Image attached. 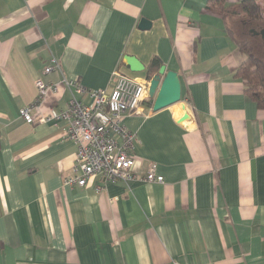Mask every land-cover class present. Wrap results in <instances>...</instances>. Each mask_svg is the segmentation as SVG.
I'll return each mask as SVG.
<instances>
[{"label":"crops","instance_id":"crops-1","mask_svg":"<svg viewBox=\"0 0 264 264\" xmlns=\"http://www.w3.org/2000/svg\"><path fill=\"white\" fill-rule=\"evenodd\" d=\"M209 2L0 0V264H264V110L235 76L246 60L236 19ZM52 58L60 69L44 75ZM154 58L179 74L194 109L178 123L182 103L155 112L149 99L122 123L138 166L164 183L68 184L77 146L65 123H28L21 109L66 110L65 81L90 104L116 72L147 79ZM39 79L57 91L40 99Z\"/></svg>","mask_w":264,"mask_h":264},{"label":"built area","instance_id":"built-area-1","mask_svg":"<svg viewBox=\"0 0 264 264\" xmlns=\"http://www.w3.org/2000/svg\"><path fill=\"white\" fill-rule=\"evenodd\" d=\"M57 69H60L59 62L52 58L51 65L44 69L43 74L48 75ZM115 76L112 92H90V104H84L76 98V93L84 91L77 82L65 81L71 91L66 110L52 108L46 116L37 118L33 114L36 107L28 106L21 109V116L32 124L36 121L65 123L63 132L66 138L77 146L74 167L76 176L67 179L68 184L84 187L91 177L97 176L111 184L135 181L163 184L164 178L156 173L154 166L145 169L138 166L133 154L136 135L128 132L122 123L126 116L143 113V107L150 99V81L132 78L120 72H116ZM36 87L40 99L49 92L57 91L56 87L47 86L42 79L36 81ZM182 104L187 110L194 109L189 97L184 96Z\"/></svg>","mask_w":264,"mask_h":264},{"label":"trees","instance_id":"trees-1","mask_svg":"<svg viewBox=\"0 0 264 264\" xmlns=\"http://www.w3.org/2000/svg\"><path fill=\"white\" fill-rule=\"evenodd\" d=\"M261 1L264 2V0H248L238 5L227 6L226 0H210L208 9L221 13L224 18L241 20L240 29L242 24L251 25L253 28L254 23L264 24V5L260 3ZM260 30L263 29H255L257 32ZM230 34L235 35L231 26ZM242 35L246 37L245 47L242 48L239 42L238 46L246 55V60L238 68L235 76L244 81L245 94L257 104L259 109L264 110V57L261 55V52L264 53V42L256 43L254 34L250 32ZM161 66L163 65L160 59L154 58L147 69V80L156 75Z\"/></svg>","mask_w":264,"mask_h":264},{"label":"water","instance_id":"water-1","mask_svg":"<svg viewBox=\"0 0 264 264\" xmlns=\"http://www.w3.org/2000/svg\"><path fill=\"white\" fill-rule=\"evenodd\" d=\"M151 26V22L146 19H142L139 25L141 29H150ZM259 34L264 38V29ZM125 62L132 73L146 72V66L135 57L126 56ZM149 81V98L153 102V110L155 112L182 103L183 89L181 79L177 72L167 71L166 66L163 65L160 67L158 73ZM183 110L185 113L179 117L178 123H183L190 117L184 105Z\"/></svg>","mask_w":264,"mask_h":264},{"label":"rangeland","instance_id":"rangeland-1","mask_svg":"<svg viewBox=\"0 0 264 264\" xmlns=\"http://www.w3.org/2000/svg\"><path fill=\"white\" fill-rule=\"evenodd\" d=\"M240 24H241V20L239 19H236L234 20L232 23H231V28L232 30L234 31V34L235 36L238 38V42L241 44L242 48L245 47V40L246 37H244L242 34H241V31H240ZM257 23H254V27L255 29H264V24H258L257 26ZM260 25V26H259ZM252 30V29H251ZM261 31V30H260ZM256 39V38H255ZM261 55L264 57V53L261 52Z\"/></svg>","mask_w":264,"mask_h":264},{"label":"flooded vegetation","instance_id":"flooded-vegetation-1","mask_svg":"<svg viewBox=\"0 0 264 264\" xmlns=\"http://www.w3.org/2000/svg\"><path fill=\"white\" fill-rule=\"evenodd\" d=\"M243 26H241V30L242 32L245 34L247 32H250L252 34H254V39H255V42L258 43V44H262L264 42V38L259 34L260 31H253L251 30V25H247V24H242ZM253 31V32H252Z\"/></svg>","mask_w":264,"mask_h":264}]
</instances>
